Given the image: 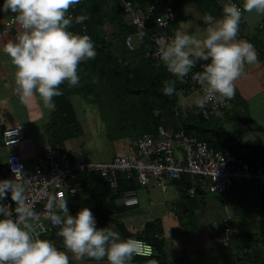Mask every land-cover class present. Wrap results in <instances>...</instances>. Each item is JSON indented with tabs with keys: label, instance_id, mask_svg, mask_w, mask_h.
Returning a JSON list of instances; mask_svg holds the SVG:
<instances>
[{
	"label": "crops",
	"instance_id": "0c3cea01",
	"mask_svg": "<svg viewBox=\"0 0 264 264\" xmlns=\"http://www.w3.org/2000/svg\"><path fill=\"white\" fill-rule=\"evenodd\" d=\"M134 1L144 3L149 0ZM155 1L163 4L168 2V0ZM3 2L4 0H0V6ZM102 2L103 39L100 42L109 47L115 60L123 61V42L121 38H114L113 33L122 21L128 24L127 16L120 13L116 0L113 2L102 0ZM173 9L181 16L178 21L170 24L173 33L180 29L191 35L202 36L209 25L208 18L217 19L222 16V10H213L210 6H197L193 2L180 3ZM10 14L12 13L0 11V19ZM261 21H264V16L246 13L238 35V39L247 40L255 46L259 63L246 65V74L235 82V95L230 99L226 109L211 115L208 121L210 128L216 127L227 132L239 133L243 143L250 141L264 143V29L259 27ZM14 39L12 35L0 36V124L21 126L24 138L13 147L3 145L0 135V179L4 176L7 155L11 150L14 148L19 150L28 164L39 154L43 144L52 140L49 131L52 133L53 128L50 122L54 120L53 113L59 110V102H61L59 96L57 99L54 97L56 107L54 111L49 112L44 109L38 95L27 101L20 99L15 90L14 66L10 57L4 52L7 42ZM133 43L135 47L140 45L137 39H134ZM95 59H91L92 62L88 63L91 73L95 72V68L102 69L106 66L103 59H98V62L94 63ZM82 68L81 63L78 70L80 76ZM171 77L169 79L175 80L176 83V79ZM79 85L80 83L77 86L80 87ZM66 88H70L67 82L60 86V91L64 93ZM74 89L75 87H72V91ZM72 91L66 97L73 105L78 129L62 141L71 159L74 162H81L88 160L89 157L92 158L89 149L83 148V140L78 141L77 138L84 134L85 129L90 136L93 126H103L106 143L100 153L112 149L110 158L117 155L115 150L119 148L116 146L118 143L120 146L124 145L127 152L129 147L125 144L128 136L139 133H125L112 137L107 126L114 124L112 120L115 118L106 117L105 113L100 111L98 105L92 102L95 98L92 94L83 96L77 89ZM199 96L198 90L185 94L179 92L177 104L184 111L195 106ZM85 104L90 106V111L83 112ZM154 112L157 114L158 110ZM139 123L134 121L131 125ZM167 127L173 128L172 125ZM107 147L108 150L105 149ZM250 152L249 149L244 148L243 156L240 158L246 157L244 159L249 160ZM136 184L132 188L137 189L139 202L131 206L118 205L115 199L120 195L117 196L114 203L121 208L111 216V219L123 223L130 232L141 237L147 233L148 227L153 231L154 236L163 240L167 261L172 264H264V200L255 180L238 181L223 193H213L197 187L192 196L185 193V184H181L179 180L166 181L163 186L157 185L154 180L150 181L149 187ZM77 196L71 201V212L77 213L85 207L92 208V204L84 198L83 193ZM223 217H228L231 225L230 243L218 247L213 241V230L219 229ZM109 223L112 226L111 222ZM58 230L59 228H56L46 233L43 239L52 241L58 249L66 251L63 248L62 238L57 235ZM68 255L70 264H107L106 259L99 262L89 258L77 261L71 253ZM152 260H156L157 264H163L156 258H151L147 264Z\"/></svg>",
	"mask_w": 264,
	"mask_h": 264
},
{
	"label": "clouds",
	"instance_id": "9594fccd",
	"mask_svg": "<svg viewBox=\"0 0 264 264\" xmlns=\"http://www.w3.org/2000/svg\"><path fill=\"white\" fill-rule=\"evenodd\" d=\"M79 3L80 0H4L0 6V11L15 15L20 28L15 39L4 46V52L14 66L15 90L22 101L38 95L44 109L54 111L53 98L63 95L60 86L67 82L68 87H76L81 62L95 59L97 52L91 37L69 30L73 22L82 24L89 18L69 14ZM246 13L264 16V0H243L242 6L227 0L220 18H208L209 25L202 36L177 29L158 48L160 60L173 76L183 80L192 74L191 79L203 92L195 101L198 108H204L217 96L232 99L235 82L246 74V65L259 63L255 46L238 39ZM199 61L207 63L202 65V71L193 73ZM162 91L168 97L175 95V80L165 81ZM14 174V180H0V201L10 193L15 204L13 209L0 203V264H70L68 253L77 261L89 258L97 262L106 259L107 264H132L134 257L146 255L149 246L142 240L122 238L109 226L97 228L89 208L71 215L66 198L50 199L47 204L49 209L57 210V235L66 251L34 235L31 220L36 213L26 198L29 180L24 179L19 168Z\"/></svg>",
	"mask_w": 264,
	"mask_h": 264
},
{
	"label": "built area",
	"instance_id": "2783aa9c",
	"mask_svg": "<svg viewBox=\"0 0 264 264\" xmlns=\"http://www.w3.org/2000/svg\"><path fill=\"white\" fill-rule=\"evenodd\" d=\"M216 2L223 6L227 0H216ZM232 2L241 6L236 0ZM118 6L127 16L128 23L134 28L126 35L125 45L133 48L134 39L150 41L151 46L145 50L144 56L158 65H163L168 71L160 60L157 50L174 34L166 30V27L175 20L173 8L168 4L161 8L154 3H148L145 5L144 14L130 0H119ZM149 16H153L155 25L160 28L159 31L146 29V18ZM259 27L264 29V21L259 22ZM19 31L14 14L0 20V36L12 35L15 38ZM188 76L182 80L179 92L185 94L198 90L201 97L202 89ZM229 103L230 100L217 96L208 101L204 108H198V110L204 118L209 119L219 110L226 109ZM175 112L179 114L176 108ZM0 135L3 145L15 147L24 138V131L21 126H6L1 123ZM127 144L129 147L127 152L113 155L108 160H94L89 157L88 160L74 162L65 148L47 142L28 164L22 153L14 148L7 155L4 176L0 180H14V171L17 168L23 173L24 179L29 180L26 198L36 213L31 224L34 235H39L41 239L46 233L58 228L54 221V215L58 213L56 209L47 207L49 200L66 198L70 212L71 201L81 192L82 185L78 171L98 172L112 188L117 186L119 175L135 179L140 186L149 187L151 180L163 186L166 181L188 174L195 177L194 183L185 190L188 196L194 195L197 187L213 193H223L238 181L255 180L264 200V162L260 160L250 162L244 158L232 159L227 148L218 149L205 139L187 134L183 128L174 129L159 124L155 132L129 135ZM138 202L136 188L126 189L115 199L116 204L124 206L135 205ZM0 203L9 204L13 209L15 208L10 193L7 199ZM230 234L229 219L223 217L219 229L213 230L215 245L221 247L229 244ZM142 241L149 246L144 254L150 253L151 245L145 240Z\"/></svg>",
	"mask_w": 264,
	"mask_h": 264
},
{
	"label": "trees",
	"instance_id": "16d2710c",
	"mask_svg": "<svg viewBox=\"0 0 264 264\" xmlns=\"http://www.w3.org/2000/svg\"><path fill=\"white\" fill-rule=\"evenodd\" d=\"M118 1L116 0L117 6ZM130 1L136 3L138 5L136 6L144 14L145 5L148 3H154L158 7H164L165 4H168L174 8L180 3L193 2L197 6H210L213 10H222V6L216 0H168L164 4L155 0H149L144 3H137L134 0ZM236 1L242 6L243 0ZM103 6L102 0H80L79 4L70 9L69 14L73 17L87 15L89 18L82 24L73 22L69 30L74 33L89 35L97 52V58L94 63H97L98 59H103L104 63L106 62V66L102 69L95 68V72L91 73L88 69V63L89 61L92 62L93 59L81 62L83 68L81 76L79 74L80 87H75L73 91L72 88H66L63 95L59 96V101H61L59 102V110L53 113L54 120L56 117L58 118L56 121L50 122L51 128H53L52 133L49 131L52 138V140H49L50 143L63 147V139L71 136L75 129H78L73 105L66 97L69 92H74L77 89L83 96L87 94L95 96L92 102L94 101L98 105L100 111L104 112L106 117L115 118V120H112L114 124L107 126L108 131L113 135L112 137L124 135L125 133L155 132L159 124L172 125L174 129L183 128L187 134L196 136L199 139H205L218 149L227 148L232 159L242 157V151L245 148L251 151L248 156L251 162L256 160L264 162L263 142L250 141L243 143L239 138V133L227 132L216 127L210 128L209 119L202 116L196 105L184 111L180 109L177 104V98L182 87V80L166 71L163 65H158L152 59L144 56L145 50L151 46L150 41H140L139 47L134 46L133 48H128L124 45L126 35L132 32L134 28L123 21L115 29L113 36L114 38H121L123 42L122 57H124V60H115L109 47L100 42L103 39V29H101L104 16L101 14ZM118 9L124 15L119 6ZM174 12L176 11L174 10ZM179 18L181 16L175 13L173 23L178 21ZM145 27L148 31L156 32L160 30L155 25L153 16L146 18ZM166 30L169 33H173L170 30V24L166 27ZM204 63L207 62H197L192 72L202 71ZM191 75L190 73L188 77L193 81ZM170 77L176 79L175 88L178 91L172 97L164 95L162 91L164 82L170 80ZM55 98L57 99V97ZM175 108L179 114L175 112ZM156 109L158 110L157 114L154 112ZM134 121L140 123L131 125ZM78 177L82 185V190L78 195L83 193L84 198L92 204V208L89 209L96 219L97 228L109 226L119 232L122 238H143L151 244V253L134 257L132 264H147L151 258H156L163 264H172L166 260L163 240L154 236L153 231H150L148 227L146 228L147 233L141 237L130 232L123 223L111 219V216L120 211L121 208V206L114 203V199L121 195L125 189L135 187L137 185L135 179L124 178L119 175L117 186L112 188L98 172L78 171ZM174 180H179L181 184L184 183L185 187L188 188L194 183L195 177L183 174ZM69 213L73 216L76 215L71 210ZM109 222H111L112 226Z\"/></svg>",
	"mask_w": 264,
	"mask_h": 264
},
{
	"label": "rangeland",
	"instance_id": "374dc122",
	"mask_svg": "<svg viewBox=\"0 0 264 264\" xmlns=\"http://www.w3.org/2000/svg\"><path fill=\"white\" fill-rule=\"evenodd\" d=\"M81 103H82V101H81ZM77 104H78V102H77ZM81 108H82V106H81ZM84 111H86V112L90 111V106L89 105L87 106L85 104L83 112ZM88 136H89L88 131L85 129L84 134L82 136H80V138H77V140L78 141L83 140V142H84L83 148L89 149V151L91 152V155H92V159H94V160H108L112 154V152H111L112 149H109V147H107L105 149L106 150L109 149L108 151H105V153H100L101 149L104 146V143H106V141H105L106 138L104 135L103 126H99V127L93 126L91 128V134L89 137ZM81 143H82V141H81ZM125 145L128 147V144H125ZM116 146L119 147L115 150L116 153L121 154V153L125 152L124 145L122 146V144H121V146H122L121 147L120 143H118ZM132 225L133 224H131V226Z\"/></svg>",
	"mask_w": 264,
	"mask_h": 264
}]
</instances>
